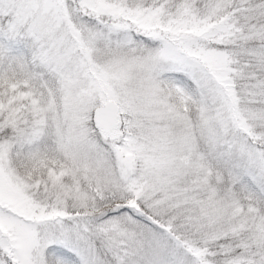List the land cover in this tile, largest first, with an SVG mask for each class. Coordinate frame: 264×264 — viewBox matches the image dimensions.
Here are the masks:
<instances>
[{
    "label": "snow or ice",
    "instance_id": "1",
    "mask_svg": "<svg viewBox=\"0 0 264 264\" xmlns=\"http://www.w3.org/2000/svg\"><path fill=\"white\" fill-rule=\"evenodd\" d=\"M0 264H264V0H0Z\"/></svg>",
    "mask_w": 264,
    "mask_h": 264
}]
</instances>
